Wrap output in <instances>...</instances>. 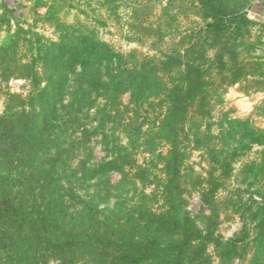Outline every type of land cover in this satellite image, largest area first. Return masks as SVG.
<instances>
[{
	"label": "trees",
	"instance_id": "1",
	"mask_svg": "<svg viewBox=\"0 0 264 264\" xmlns=\"http://www.w3.org/2000/svg\"><path fill=\"white\" fill-rule=\"evenodd\" d=\"M203 1L199 9L209 7L201 14L210 24L189 35L175 30L178 40L169 47L164 39L170 34L167 6L156 25L143 24L144 12L137 13L132 30L150 37L152 53L117 50L85 30L74 41L49 43L23 31L0 46L5 103L0 112V264H47L49 258L74 264V254L88 255L96 264H209L210 244L221 260L258 264L257 254L264 250V199L251 221L226 239L216 233L211 217L200 226L181 206L188 137L193 129L196 144L202 142L199 106L217 89L210 78L214 70L225 68L220 55L206 56L211 45L204 38H217L224 25L215 1ZM2 2L16 17L14 6ZM21 45L29 58L19 56ZM190 50L200 52L202 63L189 59ZM14 75L28 82L27 94L1 88ZM119 134L125 135V144ZM93 135H100L108 156L89 164ZM139 146L151 155L145 164L132 158ZM110 171L120 175L118 192L125 182L152 184L153 189L124 198L116 194L113 210L105 213L96 199H106L113 190L106 177ZM92 186L96 190L86 192ZM152 195L161 197L160 209L150 206Z\"/></svg>",
	"mask_w": 264,
	"mask_h": 264
},
{
	"label": "rangeland",
	"instance_id": "2",
	"mask_svg": "<svg viewBox=\"0 0 264 264\" xmlns=\"http://www.w3.org/2000/svg\"><path fill=\"white\" fill-rule=\"evenodd\" d=\"M206 1L208 0L203 2ZM214 1L219 6L224 26L218 32L217 38L212 34L204 38L206 44L211 45L205 54L210 58L220 55L225 68L218 66V69L214 70L210 78L214 76L217 89L214 92L215 88H212L208 92L213 91L215 96L212 95L209 102H202L199 106L203 114L200 127L202 142L196 144L193 129L188 137L181 162V206L200 226H203L205 217H211L216 233L226 239L239 232L244 222L251 221L256 204L264 199V18L251 11L254 0ZM8 2L10 6H14L16 17L13 18L5 11L4 4L0 1V46L10 43L9 40L14 34L23 36V31L27 32V37L32 40L36 38L32 33H36L41 42L49 43L60 40L74 41L79 31L85 30L87 33L95 32L97 39L108 42L117 50L128 51L136 48L141 52L152 53L149 48L150 37L142 30H136L138 35L132 30L137 23L138 12H144L141 17L143 24L156 25L162 8L167 6L170 34H166L164 39L168 47L178 40V35H173L175 30L189 35L195 29L207 27L211 22L210 18L201 14L209 7L202 6L199 9L200 0ZM15 3L18 5H14ZM229 14L235 16L234 21L230 20ZM20 49L19 56L26 54L25 59L29 58L26 45H21ZM200 57V52L197 56L196 52L189 51V59L192 62L195 58L202 63ZM203 67L206 70L207 66ZM204 77L211 80L206 75ZM1 88L27 94L29 85L25 79L14 75L7 82H3ZM121 99L127 103L128 93L122 95ZM4 107V99L0 96V112ZM192 110L189 109L190 112ZM204 111L206 113H203ZM208 113L210 116L207 118ZM92 122L89 125L95 124ZM147 125L144 124L143 128ZM119 137L125 144V135L119 134ZM100 139V135H93L89 142L90 157L86 158L89 164L97 163L101 158L108 156ZM159 147L165 151L167 144L162 142ZM133 152L132 158L138 164H145L151 157L143 146ZM79 158L76 157L73 163ZM154 162L157 163V160L154 159ZM106 177L110 180L113 190L106 199H96L97 208L105 213L107 210H113L114 203L119 198L116 194L124 198L135 196L141 190L149 193L153 189L152 184L142 186L138 183L133 187L125 182L121 184V191L118 192L115 190V184L120 181L119 173L110 171ZM92 190H96V187L92 186L86 192H93ZM79 191L85 192L82 189ZM204 198L210 201H205ZM133 200H136V197ZM148 202L156 210L162 205L159 196L152 195ZM208 252L209 264H239L237 258L221 260L218 251L211 244L208 246ZM252 253L249 251V259ZM257 258L258 264H264V250L258 252ZM73 260L74 264H96L92 263L88 255L74 254ZM47 264H58V261L49 258Z\"/></svg>",
	"mask_w": 264,
	"mask_h": 264
},
{
	"label": "crops",
	"instance_id": "3",
	"mask_svg": "<svg viewBox=\"0 0 264 264\" xmlns=\"http://www.w3.org/2000/svg\"><path fill=\"white\" fill-rule=\"evenodd\" d=\"M0 1L2 2V0ZM8 1L11 0H5V2ZM251 11H253L256 15L264 18V0H254L251 5Z\"/></svg>",
	"mask_w": 264,
	"mask_h": 264
}]
</instances>
